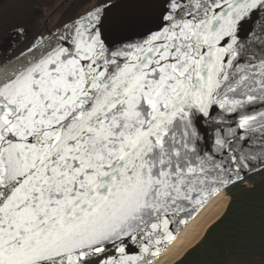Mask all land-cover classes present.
Returning a JSON list of instances; mask_svg holds the SVG:
<instances>
[{
    "label": "snow or ice",
    "instance_id": "snow-or-ice-1",
    "mask_svg": "<svg viewBox=\"0 0 264 264\" xmlns=\"http://www.w3.org/2000/svg\"><path fill=\"white\" fill-rule=\"evenodd\" d=\"M86 4L0 35V264H164L239 187L210 264H264V0Z\"/></svg>",
    "mask_w": 264,
    "mask_h": 264
},
{
    "label": "trees",
    "instance_id": "trees-1",
    "mask_svg": "<svg viewBox=\"0 0 264 264\" xmlns=\"http://www.w3.org/2000/svg\"><path fill=\"white\" fill-rule=\"evenodd\" d=\"M27 9V6H12L8 8L3 24L0 25V35H3V29H5L6 24H10L15 18L22 19L26 17ZM251 183L255 185L256 193L258 194L264 188V174L252 177ZM226 195L229 197L230 202L222 218L206 232L200 243L176 264H210L215 258L217 245L223 241L226 234L234 226L240 210L247 206L252 192L248 188L239 187Z\"/></svg>",
    "mask_w": 264,
    "mask_h": 264
},
{
    "label": "bare ground",
    "instance_id": "bare-ground-1",
    "mask_svg": "<svg viewBox=\"0 0 264 264\" xmlns=\"http://www.w3.org/2000/svg\"><path fill=\"white\" fill-rule=\"evenodd\" d=\"M228 204V198L222 195L210 202L203 211L196 216L188 227L180 234L175 245L170 249L164 264L178 263L205 236L206 232L223 216Z\"/></svg>",
    "mask_w": 264,
    "mask_h": 264
},
{
    "label": "flooded vegetation",
    "instance_id": "flooded-vegetation-1",
    "mask_svg": "<svg viewBox=\"0 0 264 264\" xmlns=\"http://www.w3.org/2000/svg\"><path fill=\"white\" fill-rule=\"evenodd\" d=\"M39 3L40 10L42 11L43 15L38 17L35 21H30L29 19V8L27 9L26 17L22 19H14L13 22L10 24L5 25V29H3V35H6L7 31L10 30L15 24L17 23H29L30 24V32L35 33L36 31L42 30L45 24V18L51 15V23H55L57 20L61 18V16L71 15L74 11V7H57L60 4L61 0H37ZM96 0H92V3H95ZM81 4L85 6H89L86 4V0H80ZM51 26V24H49ZM21 39L30 40L31 36L22 37ZM3 42V41H0ZM13 45H15V41H13ZM24 47V45H21ZM16 54V53H13Z\"/></svg>",
    "mask_w": 264,
    "mask_h": 264
},
{
    "label": "rangeland",
    "instance_id": "rangeland-1",
    "mask_svg": "<svg viewBox=\"0 0 264 264\" xmlns=\"http://www.w3.org/2000/svg\"><path fill=\"white\" fill-rule=\"evenodd\" d=\"M0 43H3V42H0ZM4 46L7 47V45H4ZM9 51H11V49H9ZM13 53H14V52H13ZM13 53H12V54H13ZM0 54H2V51H0ZM13 55H15V54H13ZM225 197L228 198V204H227V207H228L229 202H230V199H229V197H228L227 195H225ZM226 209H227V208H226ZM225 212H226V211H225ZM223 215H224V214H223ZM221 218H222V217H221ZM221 218H220V219H221ZM218 221H219V220H218ZM218 221H217V222H218Z\"/></svg>",
    "mask_w": 264,
    "mask_h": 264
},
{
    "label": "water",
    "instance_id": "water-1",
    "mask_svg": "<svg viewBox=\"0 0 264 264\" xmlns=\"http://www.w3.org/2000/svg\"><path fill=\"white\" fill-rule=\"evenodd\" d=\"M225 196V195H224Z\"/></svg>",
    "mask_w": 264,
    "mask_h": 264
}]
</instances>
